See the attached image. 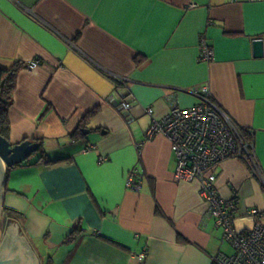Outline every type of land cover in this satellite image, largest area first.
<instances>
[{"label":"crops","instance_id":"crops-1","mask_svg":"<svg viewBox=\"0 0 264 264\" xmlns=\"http://www.w3.org/2000/svg\"><path fill=\"white\" fill-rule=\"evenodd\" d=\"M205 34L214 59L202 63ZM254 39L264 43V3L248 0H0V68L26 66L9 142L37 140L49 161L34 164L36 154L6 169L3 205L39 264H210L226 245L200 184L177 179L170 140L146 132L173 101L196 105L191 92L208 84L253 131L264 174V47L254 56ZM216 188L236 215L255 209L264 223V179L243 160L220 164Z\"/></svg>","mask_w":264,"mask_h":264},{"label":"built area","instance_id":"built-area-1","mask_svg":"<svg viewBox=\"0 0 264 264\" xmlns=\"http://www.w3.org/2000/svg\"><path fill=\"white\" fill-rule=\"evenodd\" d=\"M248 1L251 4L264 3V0ZM200 47L199 61L211 62L214 51L207 44L206 34L201 38ZM37 65L39 61L28 64V68ZM126 85L127 79H115L116 87ZM191 93L197 97L196 105L182 108L173 101L167 116L159 121L152 120L147 137L167 136L177 159V179L200 184V192L209 206L206 216L214 219L215 227L222 232L223 244L229 245L233 251L228 255L216 254L210 264H264V223L258 221L260 214L251 209L245 215H236L237 203L224 201L216 188L217 170L228 159L243 160L257 177L264 179L255 153L254 133L241 128L216 104L208 84ZM132 107L126 100L118 105V109L126 113H130ZM146 113L153 116L154 110L148 107ZM136 175L134 171L127 174L126 188L138 187L134 184Z\"/></svg>","mask_w":264,"mask_h":264},{"label":"water","instance_id":"water-1","mask_svg":"<svg viewBox=\"0 0 264 264\" xmlns=\"http://www.w3.org/2000/svg\"><path fill=\"white\" fill-rule=\"evenodd\" d=\"M254 56L263 57L264 43L262 39L252 41ZM84 135L90 133V129L82 131ZM40 145L28 140L22 144H12L0 135V264H39L35 252L25 238L20 226L10 220L4 209V194L6 187V169L27 162L36 155ZM3 241V231L6 230Z\"/></svg>","mask_w":264,"mask_h":264},{"label":"trees","instance_id":"trees-1","mask_svg":"<svg viewBox=\"0 0 264 264\" xmlns=\"http://www.w3.org/2000/svg\"><path fill=\"white\" fill-rule=\"evenodd\" d=\"M25 64H15L9 69H1L0 68V135L9 141V135L11 132L10 129V118L8 117V111L10 107L12 106L13 100H14V91L17 88L18 84V76L20 72L24 69ZM99 110L95 109L87 113V115L84 117L83 121L81 122L80 126L82 128H85L88 124V121L97 114ZM246 130V129H244ZM80 133L77 131L76 134ZM34 143H38L39 141L32 139L31 140ZM26 142V141H25ZM40 145L38 149V159L34 164H38L41 162L49 163L47 153L44 151V148L42 144L38 143ZM27 163V162H26ZM19 166V165H17ZM16 166V167H17ZM15 168V167H14ZM13 169V168H11ZM8 214V216H12V214H15L13 212H5ZM77 233H81L83 231L80 224L75 228L74 230ZM74 233V232H73ZM72 235V234H71Z\"/></svg>","mask_w":264,"mask_h":264},{"label":"rangeland","instance_id":"rangeland-1","mask_svg":"<svg viewBox=\"0 0 264 264\" xmlns=\"http://www.w3.org/2000/svg\"><path fill=\"white\" fill-rule=\"evenodd\" d=\"M24 68H26V66ZM221 252L226 253L227 255L233 253V251L229 245L224 246L223 249L221 250Z\"/></svg>","mask_w":264,"mask_h":264},{"label":"bare ground","instance_id":"bare-ground-1","mask_svg":"<svg viewBox=\"0 0 264 264\" xmlns=\"http://www.w3.org/2000/svg\"><path fill=\"white\" fill-rule=\"evenodd\" d=\"M244 129V128H243Z\"/></svg>","mask_w":264,"mask_h":264}]
</instances>
